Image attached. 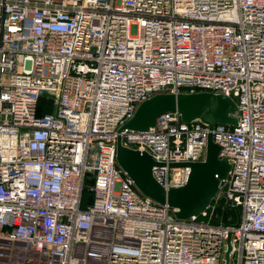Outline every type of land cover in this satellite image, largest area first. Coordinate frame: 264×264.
<instances>
[{
    "label": "built area",
    "instance_id": "built-area-1",
    "mask_svg": "<svg viewBox=\"0 0 264 264\" xmlns=\"http://www.w3.org/2000/svg\"><path fill=\"white\" fill-rule=\"evenodd\" d=\"M198 91L232 99L234 125L167 111L117 132L142 100ZM208 134L228 164L213 200L234 222H210L211 204L205 222L175 217L115 160L119 135L153 158L156 184L180 187ZM226 251L264 264V0H0V264H225Z\"/></svg>",
    "mask_w": 264,
    "mask_h": 264
},
{
    "label": "water",
    "instance_id": "water-1",
    "mask_svg": "<svg viewBox=\"0 0 264 264\" xmlns=\"http://www.w3.org/2000/svg\"><path fill=\"white\" fill-rule=\"evenodd\" d=\"M234 110L233 100L221 94L206 91L157 93L139 102L117 132L123 129L146 130L157 116L167 111L177 113L183 122L199 119L209 127L215 123L234 125L235 119L231 116ZM217 153L218 146L208 134L203 161L187 163L189 174L186 182L180 187L164 190L151 178L150 168L155 164L153 158L143 150L122 146L119 135L115 140L116 163L141 195L173 208L177 218L194 216L203 222L209 218L210 201L220 197L217 192L228 169L225 159L218 158ZM226 243L228 251V241Z\"/></svg>",
    "mask_w": 264,
    "mask_h": 264
},
{
    "label": "trees",
    "instance_id": "trees-1",
    "mask_svg": "<svg viewBox=\"0 0 264 264\" xmlns=\"http://www.w3.org/2000/svg\"><path fill=\"white\" fill-rule=\"evenodd\" d=\"M89 183L86 182L84 184L83 190H82V198H83V192L86 191L88 193V197L86 198L85 201L81 202V206L84 207L87 200H89V191L87 189V185ZM210 204L213 206L212 209V214L210 218V222L212 223H229V222H234L237 218V212L233 208L227 206L224 204L222 199H216V200H211Z\"/></svg>",
    "mask_w": 264,
    "mask_h": 264
},
{
    "label": "rangeland",
    "instance_id": "rangeland-1",
    "mask_svg": "<svg viewBox=\"0 0 264 264\" xmlns=\"http://www.w3.org/2000/svg\"><path fill=\"white\" fill-rule=\"evenodd\" d=\"M38 106L41 107V109L45 110V111H51L52 110V106H51V102L44 99L43 97L40 98L39 102H38ZM88 197V193L86 191L83 192V201L86 200V198Z\"/></svg>",
    "mask_w": 264,
    "mask_h": 264
}]
</instances>
